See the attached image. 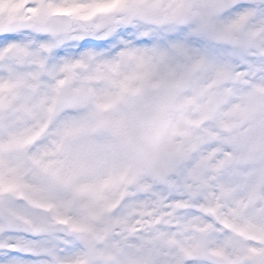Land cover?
I'll return each mask as SVG.
<instances>
[{"label":"snow or ice","instance_id":"obj_1","mask_svg":"<svg viewBox=\"0 0 264 264\" xmlns=\"http://www.w3.org/2000/svg\"><path fill=\"white\" fill-rule=\"evenodd\" d=\"M0 264H264V0H0Z\"/></svg>","mask_w":264,"mask_h":264}]
</instances>
